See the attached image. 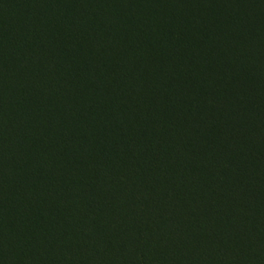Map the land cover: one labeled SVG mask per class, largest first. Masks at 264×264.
<instances>
[{
	"label": "trees",
	"instance_id": "1",
	"mask_svg": "<svg viewBox=\"0 0 264 264\" xmlns=\"http://www.w3.org/2000/svg\"><path fill=\"white\" fill-rule=\"evenodd\" d=\"M41 1L0 0V264H264V0Z\"/></svg>",
	"mask_w": 264,
	"mask_h": 264
},
{
	"label": "rangeland",
	"instance_id": "2",
	"mask_svg": "<svg viewBox=\"0 0 264 264\" xmlns=\"http://www.w3.org/2000/svg\"><path fill=\"white\" fill-rule=\"evenodd\" d=\"M26 2V4L29 5V10L30 11H35V12H39L40 11V7H41V0H24ZM13 12L12 7L8 6V7H0V20L1 23L4 24H10L12 25V19H11V15L10 13ZM22 15L26 16L27 14L24 12L22 13ZM25 20L24 17H22L21 21L23 22ZM15 24V27H20V25ZM0 29H1V25H0ZM12 33V31L10 32ZM9 35V34H8ZM7 47H5L3 44L0 43V53H7ZM12 84V83H11ZM4 87L2 80L0 81V88ZM8 90H11V85L10 87H8ZM11 260L9 261L10 264H18V258L16 259V256H10Z\"/></svg>",
	"mask_w": 264,
	"mask_h": 264
}]
</instances>
